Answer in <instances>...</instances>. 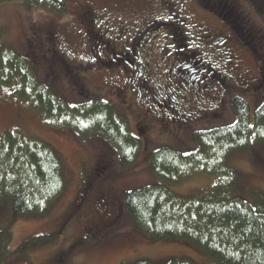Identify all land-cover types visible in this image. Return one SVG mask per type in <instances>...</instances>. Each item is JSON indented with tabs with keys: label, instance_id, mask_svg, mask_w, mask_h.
Listing matches in <instances>:
<instances>
[{
	"label": "rangeland",
	"instance_id": "374dc122",
	"mask_svg": "<svg viewBox=\"0 0 264 264\" xmlns=\"http://www.w3.org/2000/svg\"><path fill=\"white\" fill-rule=\"evenodd\" d=\"M64 1L68 4L66 15L24 0L0 4L3 41L17 52L30 56L38 78L53 85L68 103L80 102L82 91L109 100L118 115L127 120L131 131L141 139L142 151L133 164L125 165L119 160L116 148L104 136L91 134L83 138L75 131L49 126L31 107L10 98L6 92H0V132L18 131L51 144L61 158L65 180V190L47 214L14 216L9 201L0 203V227H8L12 231L10 249L15 250L29 243V264H119L140 259L167 264L171 259L181 258H189L197 264H212L206 252L197 246L178 240H155L142 233L125 209L123 193L165 183L149 168V154L153 150L170 146L187 154L199 148L193 138L194 131L233 123L236 116L231 98L234 95L248 102L253 122L256 108L264 101V86L257 88L253 80L257 78L258 67L260 71L264 70V57L259 60L250 53L251 44L238 29L234 30L236 27L231 29V26L203 10L205 0H173L176 13L182 14L179 17L184 19L179 25L172 21V16H176L171 15L168 7L162 8L158 4L159 0ZM237 1L248 25L264 36V0ZM156 17L158 20H155ZM159 21L162 23L155 29L143 33L138 48L142 53L154 48L157 56L160 52L167 55L159 64L153 58L155 52L152 56L149 50L150 58L154 60L151 65L153 78L145 87L141 86L142 95L137 98L139 85L134 82L131 69L107 62L105 47L99 48L96 44L116 36L120 45L129 44L143 24L149 27ZM165 24L170 27L166 28ZM195 24L220 28L226 37V49L220 56L232 54L235 56L233 64L239 66L231 70L232 65L225 64L222 59L216 60L220 69L225 68L236 79L234 81L231 75L227 76L228 84L216 100L214 94H208L202 88L196 91L190 82L181 79L177 82L169 72V63L176 56L172 43L177 40V27L186 36V44L197 52L202 51V47H196L199 41L206 48L214 49L206 45L203 38H198L199 34L193 27ZM108 49L112 51V46L109 45ZM58 54L67 63L68 69L56 61ZM124 70H127V80ZM185 73L186 69L181 77ZM212 76L208 75L207 83H215ZM159 87L162 96L178 94L182 97L173 102L178 106L179 114L171 113L169 106L162 104L159 107L154 103V90ZM130 88L134 94L129 91ZM123 97L128 104L121 101ZM166 101L170 104V100ZM228 161L239 175L241 196L254 205V197L247 189H256L264 194V143H254L232 152ZM99 162L108 163L105 174L110 177L101 184L100 191L108 196L112 210L108 215L93 216L100 225L95 236L82 233L84 221L81 220L73 224L65 236L56 234L59 221L73 213L75 208L73 218L76 219L86 217L94 208L101 192H92L91 196L82 192L81 168ZM211 182L212 179L205 174H192L170 187L175 193L187 196L206 188ZM57 255L61 259L55 262L53 257ZM5 264L24 263L12 257Z\"/></svg>",
	"mask_w": 264,
	"mask_h": 264
},
{
	"label": "trees",
	"instance_id": "16d2710c",
	"mask_svg": "<svg viewBox=\"0 0 264 264\" xmlns=\"http://www.w3.org/2000/svg\"><path fill=\"white\" fill-rule=\"evenodd\" d=\"M11 1L20 0H0V4ZM24 1L68 14L64 0ZM241 34L251 44L250 53L261 60L264 52L257 50L248 35ZM263 75L264 70L258 67L257 78H253L258 81L257 88L264 86ZM0 92L31 107L49 126L75 131L83 138L91 134L104 136L125 165L133 164L142 151L141 139L109 100L82 91L80 102L68 103L53 85L38 78L30 56L3 41L1 28ZM231 107L236 116L233 123L194 131L198 149L187 154L170 146L153 150L149 168L165 183L124 191L123 202L136 227L155 240H178L197 246L212 264H264V194L247 189L255 204L244 199L239 175L228 161L232 152L264 143V101L256 108L253 122L243 97L234 95ZM192 174H205L212 182L187 196L172 190L170 185ZM64 190L63 164L51 144L18 131L0 132V203L9 201L14 216L47 214ZM11 233L8 227H0V264L12 257L29 264V243L11 250ZM119 264L155 263L140 259ZM167 264L197 263L181 258Z\"/></svg>",
	"mask_w": 264,
	"mask_h": 264
},
{
	"label": "flooded vegetation",
	"instance_id": "af4514ba",
	"mask_svg": "<svg viewBox=\"0 0 264 264\" xmlns=\"http://www.w3.org/2000/svg\"><path fill=\"white\" fill-rule=\"evenodd\" d=\"M159 2L160 3L158 4L162 5V8L168 7L169 10L173 11L171 15L176 16L175 18L174 16H172V21L175 24L179 25L183 22L184 19L179 17H182V14L176 13V6L174 5L173 0H159ZM205 2V8H203V10L231 26V29H233L232 27H236L234 30L238 29L240 33L248 35L247 37L250 38L251 42L255 43L257 50L260 52H264V36L260 35L257 31L249 27L248 22L245 19V16L243 15L237 0H205ZM146 10H148V8ZM93 18L97 19L94 16ZM157 18L158 17H156L155 20H158ZM161 23L162 21H159V23H155L154 25H151L149 27L144 26L143 24L140 27L142 29L135 32L136 35L134 38H131L132 42H130L129 44H127L126 42L124 45H120L117 36L112 40H104L100 44H96V46L99 48L105 47V58L107 59V62L115 66L123 65L131 69L130 72L135 77L134 82H137L136 84L139 85L137 86L138 91L136 92L137 94L135 96L137 98H141V86L145 87V84L150 83L153 78V75L151 76V65H153L154 60L150 58L149 50L152 56L153 52H155L153 58L156 59V62H158L159 64H162L163 59H165L163 57H166L167 55L165 52H160L159 56H157V51H155L154 48H151L147 52L142 53V50L138 48L140 47V43H138V41L141 36H143V33L148 32L149 29H155L156 26ZM167 26L170 27L168 24ZM193 27L196 29V34H199L198 38H203L205 44L214 47V49L210 50L206 48L204 44L200 43L201 41H197L199 44L196 47H202V51L197 52L186 44V36L182 32V30L177 27V40H174V42L172 43L176 52V56H174L169 63V66L171 67L169 72L172 73V76L175 80H177V82L179 79L184 82H190L195 86L194 89L196 91L202 88L206 93L214 94V100H216V97L221 93L223 87L227 86L228 84L227 80L229 79L227 78V76L231 75L230 78L234 79V75L229 74V72L226 71L225 68L220 69V66L216 64V60L222 59L225 64L227 63L228 65H232L231 70H235L238 64H233L235 56H233L232 54L220 56L225 52L226 49V37L220 28H215L214 26H208L206 24H195L193 25ZM206 32H208V34H205ZM137 35H140V37H138ZM191 35L195 36V34ZM109 45L112 46V51H109ZM163 54L165 56H163ZM144 56H146V58ZM225 57H228V59H226ZM55 59L58 63H60L62 67L64 66L66 69H68L67 63L61 59L59 54L56 55ZM99 61L101 60L99 59ZM184 69L187 70V73H185L181 77ZM125 73H127V70H124V74ZM190 73L192 75H190ZM208 75H213L212 78L215 83L210 84L206 82ZM124 77L126 80L129 78L127 74H125ZM260 78H262V76ZM136 79L137 81H135ZM235 80L236 79H234V81ZM254 82L258 85L257 80H254ZM129 91L134 94L132 88H130ZM159 91H162L161 87H159L158 90H154V103H156L159 107H162V104L166 107L169 106L172 111H170L171 113L179 114L177 112L178 106L176 104H173V102H175L177 97L179 99H182V97L178 94H165V96H162V93H159ZM166 99L170 100V104L167 103ZM121 101L128 104V100L126 99V97H123ZM176 117H178V115ZM145 129L148 130L149 127L146 126ZM84 167L85 169L83 167L81 168L82 192L90 193V196L92 192H94V194L101 192V184L106 181L108 177H110L109 175L107 176V174H105V170L107 171L108 163L99 162L95 165H84ZM76 210L77 208H75L73 213L65 215V217L61 219V221H59V228L57 229L56 234L65 236L69 229L73 226V224L81 220L84 221L83 228L81 229L82 233L87 234L89 237L95 236L99 231L100 225L95 222L93 216H97L98 214L108 215V213L112 209L110 208L108 196L101 192L99 197L96 199L94 208H91L90 214H88L86 217H80V219H76L75 217L73 218V214ZM53 259H55V262H58V260H60L61 258H59V256L57 255L54 256Z\"/></svg>",
	"mask_w": 264,
	"mask_h": 264
}]
</instances>
